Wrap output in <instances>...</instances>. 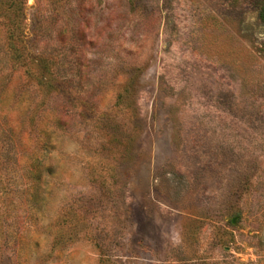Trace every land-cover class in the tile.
<instances>
[{
    "label": "rangeland",
    "instance_id": "rangeland-1",
    "mask_svg": "<svg viewBox=\"0 0 264 264\" xmlns=\"http://www.w3.org/2000/svg\"><path fill=\"white\" fill-rule=\"evenodd\" d=\"M0 264H264V0H0Z\"/></svg>",
    "mask_w": 264,
    "mask_h": 264
}]
</instances>
